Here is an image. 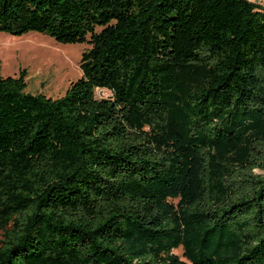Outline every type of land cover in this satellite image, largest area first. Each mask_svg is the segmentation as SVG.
<instances>
[{
  "label": "trees",
  "instance_id": "trees-1",
  "mask_svg": "<svg viewBox=\"0 0 264 264\" xmlns=\"http://www.w3.org/2000/svg\"><path fill=\"white\" fill-rule=\"evenodd\" d=\"M0 32L88 46L60 97L0 76V264H264L262 4L0 0Z\"/></svg>",
  "mask_w": 264,
  "mask_h": 264
},
{
  "label": "rangeland",
  "instance_id": "rangeland-1",
  "mask_svg": "<svg viewBox=\"0 0 264 264\" xmlns=\"http://www.w3.org/2000/svg\"><path fill=\"white\" fill-rule=\"evenodd\" d=\"M262 4L264 0H250ZM86 43L63 44L53 38L29 32L21 36L0 32V76H16L26 71L25 93L60 97L72 81L82 75L79 63ZM96 97H107L110 92L97 88ZM256 172L260 173L259 170ZM3 239L0 231V240ZM181 256V249L174 250Z\"/></svg>",
  "mask_w": 264,
  "mask_h": 264
}]
</instances>
